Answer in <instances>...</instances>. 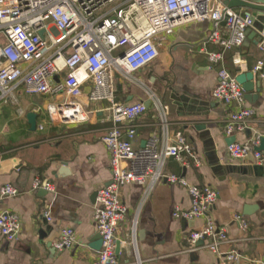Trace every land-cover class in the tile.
I'll return each instance as SVG.
<instances>
[{"label":"crops","instance_id":"0c3cea01","mask_svg":"<svg viewBox=\"0 0 264 264\" xmlns=\"http://www.w3.org/2000/svg\"><path fill=\"white\" fill-rule=\"evenodd\" d=\"M235 10L252 14L246 8ZM259 27L250 28L244 45L225 54L224 66L235 77L252 70L262 56ZM212 29L210 20L180 27L159 44V57L140 76L168 107L172 131L185 135L201 162L197 166L192 160L186 167L171 158L167 170L218 192L209 215L228 230L230 241L221 245V253L237 251L240 259L233 264H264V175H256L250 169L251 161L236 160L228 151L232 137L235 142H244L264 135V79L257 75L261 85L252 93L258 96L246 99L247 106L255 110L248 129L227 135L225 123L233 107L212 95L221 67L207 56L209 51L221 50L219 43L209 39ZM220 31L223 38L229 36L225 23ZM236 56L242 59L240 66L234 62ZM59 78L55 76L52 82ZM14 94L15 98L7 101L0 98V213H17L21 229L15 240L1 242L0 264H93L101 238L94 218L95 193L111 182L110 153L102 140L112 126L104 110L107 103L89 102L83 96L90 120L65 125L51 121L48 114L58 96L28 95L23 86ZM117 99L136 102L148 97L144 87L126 83L118 87ZM38 107L44 112L38 114L33 129L27 115ZM136 124L134 144L143 146L159 129L155 108L150 105ZM62 163L68 172L61 171ZM36 178L52 182L55 191L34 189ZM7 184L18 188L19 194L2 197L1 188ZM121 197L128 209L116 233L121 264H219L218 254L203 241L190 250L189 233L202 227L204 218L174 215L177 207H191L186 188L162 182L145 198L144 187L130 183L122 187ZM237 214L249 221L248 232L241 229ZM64 228L75 231L78 243L58 251L54 243Z\"/></svg>","mask_w":264,"mask_h":264},{"label":"built area","instance_id":"2783aa9c","mask_svg":"<svg viewBox=\"0 0 264 264\" xmlns=\"http://www.w3.org/2000/svg\"><path fill=\"white\" fill-rule=\"evenodd\" d=\"M210 20L213 29L209 39L219 43L221 50L207 52L208 59L220 64L213 97L233 107L225 132L233 135L248 129L255 110L246 104L245 90L224 66L227 51L244 45L247 33L254 26L251 13H239L223 0H0V98H15L19 86L28 95H55L48 114L51 121L65 125L88 122L91 112L81 100L105 102L111 128L103 137L110 153L111 182L97 191L94 218L102 238V247L93 264H121L117 254V229L126 217L127 206L121 189L135 183L144 187L147 198L159 183L183 186L188 190L191 207H177L174 215L184 219L204 218L202 227L189 233L190 250L199 241L219 256V264L238 262L237 251L221 253L222 244L230 241L228 230L209 215L218 199V192L209 185L191 183L185 176L167 170L173 158L182 166L193 160L201 162L193 146L181 132H174L168 119V107L146 85L140 72L159 57V44L180 27ZM225 23L229 36L223 38L220 26ZM258 42L261 58L252 71L264 79V32ZM242 64L240 56L234 58ZM55 76L59 81L53 83ZM135 84L145 88L148 101L158 114L157 132L151 133L143 146H135L136 120L150 106L146 101L126 102L117 99L118 87ZM25 111H21L24 113ZM42 114L44 110L34 111ZM43 129L44 125L39 124ZM263 134L228 146L229 154L239 161L264 164ZM33 188L55 191L47 179L36 178ZM19 194L18 188L7 184L2 197ZM49 211L46 215L49 217ZM241 229L249 231L250 223L235 215ZM21 229L17 213H0V245L15 240ZM247 239V238H244ZM243 239H238V241ZM78 243L72 228H64L54 243L58 251Z\"/></svg>","mask_w":264,"mask_h":264},{"label":"water","instance_id":"95a60500","mask_svg":"<svg viewBox=\"0 0 264 264\" xmlns=\"http://www.w3.org/2000/svg\"><path fill=\"white\" fill-rule=\"evenodd\" d=\"M223 1L230 8L250 9L252 11V16L254 17V21H255L254 27H256V25L258 27L260 26L259 32H264V0H223ZM236 79L243 86V89L246 91L245 97L247 100L251 101L258 96L256 93H252V91H254V89L256 87L259 88L261 85V82L257 79V75L252 70L246 71L244 73H240L239 75H237ZM146 105L150 106V101L147 100ZM27 118H28L32 128L36 129L38 114L33 112V111L29 112L27 115ZM199 127L205 128V125L200 124ZM234 142H235V137H232L230 144H232ZM258 149L259 150L264 149V135L262 136V143L258 147ZM250 163H251L250 169H252L256 173V175H258V176L264 175V166L263 165L253 163L252 161ZM62 164L64 165V167H62L64 169H62L61 171L66 172L67 169L65 167V163H62ZM95 195L97 196V192L95 193ZM101 247H102V238H100V241L96 245L95 248L100 250ZM118 247H119V242H117V249H116L117 251H118Z\"/></svg>","mask_w":264,"mask_h":264},{"label":"rangeland","instance_id":"374dc122","mask_svg":"<svg viewBox=\"0 0 264 264\" xmlns=\"http://www.w3.org/2000/svg\"><path fill=\"white\" fill-rule=\"evenodd\" d=\"M55 101H58V100H55Z\"/></svg>","mask_w":264,"mask_h":264}]
</instances>
